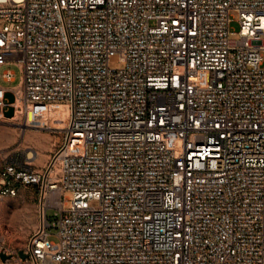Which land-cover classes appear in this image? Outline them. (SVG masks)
<instances>
[{
  "label": "built area",
  "instance_id": "1",
  "mask_svg": "<svg viewBox=\"0 0 264 264\" xmlns=\"http://www.w3.org/2000/svg\"><path fill=\"white\" fill-rule=\"evenodd\" d=\"M10 64L0 117L68 116L45 166L0 168L40 214L0 264H264V0H0Z\"/></svg>",
  "mask_w": 264,
  "mask_h": 264
},
{
  "label": "rangeland",
  "instance_id": "2",
  "mask_svg": "<svg viewBox=\"0 0 264 264\" xmlns=\"http://www.w3.org/2000/svg\"><path fill=\"white\" fill-rule=\"evenodd\" d=\"M233 27L238 30L240 26L235 22ZM111 66L119 68L123 66V63L119 61L118 56H115ZM6 69L15 72L13 81L3 78L2 75ZM22 75V68L18 64L4 65L0 68V82L9 89L6 93L7 102L15 100L13 89L21 84ZM16 106L15 117L12 118L14 107L11 106L5 108V114L9 118L0 117V168L11 157L32 161L35 167H43L59 145L62 139V129L28 126L26 125L28 116L24 114L20 118V109L17 104ZM92 204L98 205V202L93 201ZM48 214L53 216L54 210H49ZM39 223V196L36 189L22 187L18 195L5 196L0 199V248L15 251L25 247ZM50 229L52 233H56L55 228ZM51 239L57 240V237L52 235ZM13 264L34 263L14 261Z\"/></svg>",
  "mask_w": 264,
  "mask_h": 264
},
{
  "label": "bare ground",
  "instance_id": "3",
  "mask_svg": "<svg viewBox=\"0 0 264 264\" xmlns=\"http://www.w3.org/2000/svg\"><path fill=\"white\" fill-rule=\"evenodd\" d=\"M16 104L18 105V109H20V118L24 114L28 116V121L26 123L28 126H47L49 128L56 129H62L65 126V120L67 119L68 112L62 105L42 103H30L25 105L20 97ZM39 121H41V123H39Z\"/></svg>",
  "mask_w": 264,
  "mask_h": 264
},
{
  "label": "water",
  "instance_id": "4",
  "mask_svg": "<svg viewBox=\"0 0 264 264\" xmlns=\"http://www.w3.org/2000/svg\"><path fill=\"white\" fill-rule=\"evenodd\" d=\"M19 254L23 259H27L29 257V255L22 250L19 251ZM1 257L3 260H7L8 258H10V255H7L6 253H2Z\"/></svg>",
  "mask_w": 264,
  "mask_h": 264
},
{
  "label": "crops",
  "instance_id": "5",
  "mask_svg": "<svg viewBox=\"0 0 264 264\" xmlns=\"http://www.w3.org/2000/svg\"><path fill=\"white\" fill-rule=\"evenodd\" d=\"M1 83V82H0ZM2 84V83H1ZM3 85V84H2ZM4 86V85H3Z\"/></svg>",
  "mask_w": 264,
  "mask_h": 264
}]
</instances>
